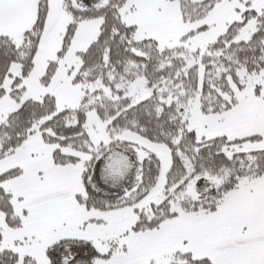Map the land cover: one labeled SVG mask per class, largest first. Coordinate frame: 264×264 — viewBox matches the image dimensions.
<instances>
[{"label": "snow or ice", "instance_id": "6c2138e0", "mask_svg": "<svg viewBox=\"0 0 264 264\" xmlns=\"http://www.w3.org/2000/svg\"><path fill=\"white\" fill-rule=\"evenodd\" d=\"M0 264H264V0H0Z\"/></svg>", "mask_w": 264, "mask_h": 264}]
</instances>
